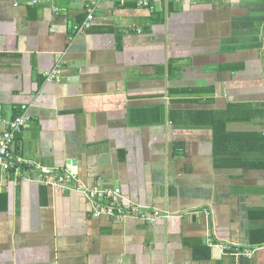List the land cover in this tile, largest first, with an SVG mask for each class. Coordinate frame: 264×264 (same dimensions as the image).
<instances>
[{"label": "crops", "instance_id": "crops-1", "mask_svg": "<svg viewBox=\"0 0 264 264\" xmlns=\"http://www.w3.org/2000/svg\"><path fill=\"white\" fill-rule=\"evenodd\" d=\"M140 1L0 0V135L171 217L0 167V264H264V0Z\"/></svg>", "mask_w": 264, "mask_h": 264}, {"label": "built area", "instance_id": "built-area-1", "mask_svg": "<svg viewBox=\"0 0 264 264\" xmlns=\"http://www.w3.org/2000/svg\"><path fill=\"white\" fill-rule=\"evenodd\" d=\"M34 2H37V0H34ZM140 3L147 5L148 1L141 0ZM94 20V7H89L86 17L77 28L78 32H84L90 29L94 24ZM60 73L61 70L56 68L50 77H56ZM26 121L27 119L24 115H19L6 121V128L0 135V167L4 172L14 171L16 175L21 176L23 169H34L38 172L36 181L49 185L56 190L65 188L70 191L83 193L86 197L94 201V215L97 217L110 215L121 218L140 215V219L149 221V223H155L157 219L162 217H171L172 214L169 211L154 208L149 213H144L142 212L144 208L141 205H124L119 187L114 189L101 185L87 187L74 172L55 170L15 154L14 143L17 135L25 128ZM220 246L229 253L240 254L242 252L229 243H223ZM254 251L255 247L246 248L243 253L251 256L254 254Z\"/></svg>", "mask_w": 264, "mask_h": 264}, {"label": "trees", "instance_id": "trees-1", "mask_svg": "<svg viewBox=\"0 0 264 264\" xmlns=\"http://www.w3.org/2000/svg\"><path fill=\"white\" fill-rule=\"evenodd\" d=\"M229 117H224L223 119H226L225 121H227V119H228ZM223 126L225 127L226 126V122L225 123H223ZM222 128V129H216L215 130V133H216V135L218 136H216V138H219L220 136H219V133H221V131H225L226 132V134H228V132L226 131V129L225 128ZM219 132V133H218Z\"/></svg>", "mask_w": 264, "mask_h": 264}]
</instances>
